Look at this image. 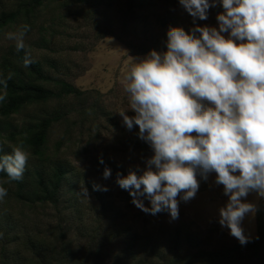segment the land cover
<instances>
[{
    "label": "trees",
    "instance_id": "16d2710c",
    "mask_svg": "<svg viewBox=\"0 0 264 264\" xmlns=\"http://www.w3.org/2000/svg\"><path fill=\"white\" fill-rule=\"evenodd\" d=\"M170 1L0 0V79L13 74L6 88L0 85V95L6 97L0 101V155L10 153L20 141L30 154L21 180L4 183L6 173L0 172V186L8 193L0 200V264H91L88 256L92 264H264V199L255 213L256 235L243 246L178 227L159 236L137 232L130 226L100 230L105 220L111 226L117 218L105 217L109 212L116 214L112 201L104 191H94L93 182L58 158L57 153L49 155L50 137L56 126L67 129L56 142L59 148L70 142L68 133L72 128L82 129L87 123L99 126L101 118L111 121L104 101L68 80L70 66L62 54L81 46L62 37L68 35L66 29L77 30L67 26L69 20L73 24L80 19L93 24L96 36L102 40L113 33L114 22L123 19L122 24H132L131 35L143 41L138 45L121 42L132 55L145 56L151 50L166 51L170 27H182L187 32L194 26L156 10L159 2ZM213 9L223 10L217 5L208 11ZM48 11L52 14L49 23L44 24L42 19ZM24 24L30 27L26 36L37 34L33 45L26 43L35 61L28 67L23 64L24 51L17 52L15 42L3 41L8 31ZM36 48L46 53L38 55ZM100 167L110 168L112 174L120 172L107 161ZM81 185L97 205L91 210L83 196L77 195ZM12 202L34 208L52 207L58 214L56 225L27 219L14 211ZM88 214L98 218L97 228L87 222ZM70 225L87 244L83 257L67 236ZM98 241L100 244H96ZM116 242L122 249H117Z\"/></svg>",
    "mask_w": 264,
    "mask_h": 264
},
{
    "label": "clouds",
    "instance_id": "9594fccd",
    "mask_svg": "<svg viewBox=\"0 0 264 264\" xmlns=\"http://www.w3.org/2000/svg\"><path fill=\"white\" fill-rule=\"evenodd\" d=\"M193 17L194 27H170L166 51L151 50L134 59L125 79L129 108L118 111L123 125L138 126V137L152 149L144 169L117 173L116 183L129 192L132 203L153 216L167 212L179 218L180 201L195 198L200 180L215 173L227 203L219 209V224L243 246L250 242L242 222L257 207L246 198L255 192L264 199V0H179ZM217 3L219 27L195 24L207 20ZM29 25L6 33L25 67L33 64L25 43ZM227 33V35H224ZM7 79L0 85L7 87ZM6 97L0 95V101ZM0 151H3L0 147ZM29 152L20 141L0 155L4 183L23 177ZM104 163L101 158L99 161ZM139 166H137L138 168ZM104 168L103 179L111 177ZM94 191H108L93 182ZM0 186V200L7 196ZM77 195L89 199L81 185ZM179 198V199H178ZM148 200L150 207L145 206Z\"/></svg>",
    "mask_w": 264,
    "mask_h": 264
},
{
    "label": "rangeland",
    "instance_id": "374dc122",
    "mask_svg": "<svg viewBox=\"0 0 264 264\" xmlns=\"http://www.w3.org/2000/svg\"><path fill=\"white\" fill-rule=\"evenodd\" d=\"M2 1L9 2L11 0ZM217 5L220 4L217 3ZM115 9L116 7L113 10L117 11ZM156 10L160 14L170 13V15L179 17L183 22H190L193 25V17L180 5L179 0L159 2ZM51 12L45 13L46 19H42L44 24L49 23L48 18L50 17L49 14H52ZM221 12H223L222 9L210 10L208 11L207 20H199L197 18L195 24L218 28L216 17ZM122 22L123 19H117L113 24V33L102 40L96 36L94 25L88 21L80 19L78 23L73 24L69 20L67 23L69 28L75 26L77 30L66 29L68 35H63L62 37L71 39L72 43L81 45L76 51L62 54L70 66L68 80L80 90L88 91L93 96H97L101 101H104L111 121L101 118L99 126L93 125L94 127H92L87 123L82 129L72 128L70 133H68L71 138L70 142L59 148L56 147V142L59 141L67 129L63 126H56L50 137L49 155L52 156L54 152L57 153L58 158L69 162L70 165L82 172L89 180L109 189L105 194L112 201L116 214L109 212L105 217L110 219L112 215H115L117 218L114 221L112 220L111 223L114 225L111 226L108 219L105 220V226L104 228L99 227L100 230H112L130 226L137 232H152L157 233L159 236V234L178 227L200 235L209 234L213 239L217 240L221 237L222 242H239L229 234V229L221 227L218 222L219 209L227 203L228 197L224 195L223 185L214 183L215 173L210 174L207 181L201 179L199 175L197 176L198 180H200V187L195 198L188 202L180 201L179 218L174 221L170 220L167 212L153 216L137 208L131 202L132 197L129 192L121 189L116 183L117 173L111 174V177L107 180L103 179L104 169L100 167L99 162L101 158L103 161L109 162L110 165L116 166L117 171H120L119 173L122 175H127L130 169L136 170L139 174V171L145 167V160L153 155L152 149L145 141L142 144H137L136 141L140 140L137 135L138 126L128 130L123 125L122 117L118 113V111L129 108L128 93L125 92L124 86L127 83L125 77L133 63V58L139 59L146 56L132 55L121 42L128 41L138 45L141 40L143 41L142 38H136L131 35L129 30L132 24L126 25L122 24ZM193 27L190 26V29ZM59 31L63 32L65 30L60 28ZM224 35H227V33ZM4 37L3 41L14 42L6 39V35ZM35 40H37L36 33L28 34L25 37V43L27 44L33 45ZM35 51L38 55L46 53V51L38 48ZM126 114L129 116L135 115L130 109L126 111ZM137 166L139 167L137 168ZM82 199L90 210L92 207L97 206L91 194H89V199L86 197ZM260 200L261 198L255 192H251L246 198L247 202L254 203L256 207ZM144 204L150 207V203L146 199ZM11 206L19 214L26 215L27 219L35 218V221L39 220L43 221V223L56 225L58 214L50 206L34 208L14 202L11 203ZM98 209L100 208L98 207ZM86 219L90 223L91 228H97L98 225H96L95 220L98 219L97 217L88 214ZM70 226L67 229V236L73 242L78 255L83 257L82 254L85 255L87 251V244ZM242 227L245 235L249 236L250 240L253 239L256 235L255 214L246 216L242 222ZM96 244H100V241L96 242ZM115 246L119 250L122 249L121 243L116 242ZM88 259L91 264L94 263L89 256Z\"/></svg>",
    "mask_w": 264,
    "mask_h": 264
}]
</instances>
